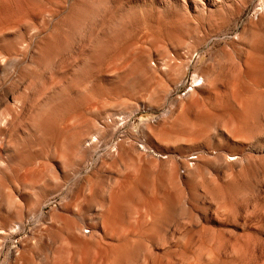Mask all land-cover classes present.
I'll use <instances>...</instances> for the list:
<instances>
[{"label":"bare ground","instance_id":"bare-ground-1","mask_svg":"<svg viewBox=\"0 0 264 264\" xmlns=\"http://www.w3.org/2000/svg\"><path fill=\"white\" fill-rule=\"evenodd\" d=\"M12 2L8 0V3ZM12 7L18 6L13 4ZM25 10L22 6V15ZM32 21L35 23L34 18ZM41 22L44 23V19ZM43 32L35 27L21 26L15 44L16 56L10 55L8 63L4 62L7 59H0V105L5 106L0 115V264H154L159 254L156 244H162L164 240L156 238L155 234V238L145 237L138 233L140 230H161L159 223L167 217L200 222L199 214L190 217L182 186L187 187L204 172L211 160L232 173L246 169L245 164L249 161L242 152L229 156L221 148L215 157L200 154L191 158L197 160L191 164L183 150L200 153L206 150L205 146L200 144L203 148L199 149L197 145L211 127L229 136L227 140L238 149L250 139L254 125L249 122L245 103L237 97L236 86L242 72L247 78L253 72H264V13L257 22L250 24L247 49L241 51L236 61L225 59V68L233 69L227 84L230 98L223 100L215 93L213 104L207 103V99L213 98L210 86L221 85L220 80L215 76H193L185 98L171 100L169 109L157 116V121L139 123L145 136L151 135L152 141L138 137L133 130L122 131L131 117L146 109L144 103L137 102L134 106L126 105L111 112L107 109L98 111L95 107L82 110V101L71 99L65 92L70 86H61L62 76H52L41 93L17 91V85L23 84L17 71L20 64H27L24 70L27 75L35 74L41 63L50 62L53 56L59 58L65 49H62L68 41L65 26L50 29L42 38ZM77 36L82 38L79 33ZM136 56V48L127 51L130 62ZM62 71L63 68L58 73ZM8 76H14L16 80L6 83ZM170 93L168 90L150 92L149 96L157 104L149 106L150 110L162 107L163 104H159L167 101L173 94ZM226 102L234 104L241 112L237 116L242 119L240 122H233L235 116L229 114ZM71 104L78 108L76 113ZM212 108L215 113L210 111ZM181 141L183 150L181 145L180 149L176 147ZM250 148L254 152L260 149L254 142ZM167 195L169 204L165 207ZM188 195L193 199L192 192ZM58 199L60 202L54 205Z\"/></svg>","mask_w":264,"mask_h":264},{"label":"rangeland","instance_id":"rangeland-1","mask_svg":"<svg viewBox=\"0 0 264 264\" xmlns=\"http://www.w3.org/2000/svg\"><path fill=\"white\" fill-rule=\"evenodd\" d=\"M5 1L0 0V11L5 14L1 16L0 13L1 61L7 59L4 62L8 63L10 55L16 56L15 44L19 39L21 26L44 31L41 34L43 38L50 29L62 25L65 26L68 39L59 58L53 56L50 62L41 63L35 74L27 75L24 71L27 64H20L17 71L23 84L17 85V91L38 94L49 85L52 76H62L64 79L61 86H70L65 88V92L71 99L82 101V110L95 107L98 111L107 109L111 112L119 111L126 105L144 103L146 109L131 117L122 131L133 130L138 137L151 141V135L145 136L139 123L153 122L154 119L157 121V116L167 112L171 100L185 98V92L191 88L193 76H215L220 80L221 85L210 86L213 98L207 99V103L213 104L215 93L220 94L223 100L230 98L231 91L227 84L232 78L233 69L228 71L225 68V59L236 61L241 51L247 49L250 24L257 22L264 13V0H16L17 3L13 0L11 4L8 0L7 3ZM13 4L18 7H12ZM22 6L26 7L24 15L20 12ZM43 19L44 23L41 22ZM78 33L82 38H78ZM133 48L137 49V56L130 62L127 51ZM116 64L120 65L116 67ZM61 68L63 71L60 74L58 72ZM8 77L5 79L6 83L16 80L14 76ZM239 77L237 97L245 103V111L250 116L249 122L254 125L250 139L243 143L245 147L242 145L241 149L236 148L227 140L229 136L222 135V131H216L213 127L198 142L197 148H203L200 144L206 148L202 153L183 150L182 141L176 143V147L181 145L184 155L193 164L197 160L192 161L191 158L200 154H212L211 157H215L221 148L229 156L242 152L249 161L245 164L246 169L241 173H238L240 169L232 173L211 160L204 172L190 181L187 187L182 186V193L189 203L190 217L199 214L200 222L182 221L178 218L171 220L167 217L159 223L161 230H140L138 233L145 237L164 240L162 244H156L159 254L154 259V264H264V72H253L249 78L242 72ZM92 82L94 85H91ZM80 89H83L82 93ZM157 90H168L173 94L167 101L159 104H163L159 110L151 111L149 106L155 107L157 104L149 93ZM226 105L229 114L236 117L233 122H240L242 119L237 116L241 112L237 107L228 102ZM71 107L74 113L78 111L72 104ZM4 111L5 106L0 105V115ZM210 111L216 112L213 108ZM153 140L157 143V140ZM253 142L259 145L260 151L254 152L250 148ZM189 192L193 193V199L189 197ZM59 202L60 199L56 200L54 205ZM168 204L167 195L164 206L168 207Z\"/></svg>","mask_w":264,"mask_h":264}]
</instances>
